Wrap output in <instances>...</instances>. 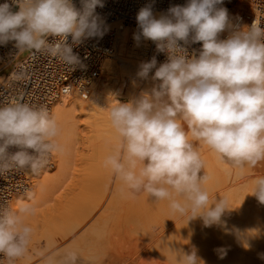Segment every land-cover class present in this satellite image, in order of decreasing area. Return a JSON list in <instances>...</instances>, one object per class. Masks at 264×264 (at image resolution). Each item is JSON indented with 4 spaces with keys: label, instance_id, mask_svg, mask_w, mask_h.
<instances>
[{
    "label": "clouds",
    "instance_id": "1",
    "mask_svg": "<svg viewBox=\"0 0 264 264\" xmlns=\"http://www.w3.org/2000/svg\"><path fill=\"white\" fill-rule=\"evenodd\" d=\"M222 2L189 0L159 18L151 5L139 10L140 31L134 40L153 41L168 59L159 67L155 56L142 62L137 76L147 80L155 69L151 79L159 83L110 109L118 143L103 161L130 195L144 191L158 201L168 200L174 212L190 210L192 218H202L205 226L220 221L226 201L210 203L202 188L207 180L201 175L203 161L189 132L235 167H255L264 160V28L254 20L247 31L219 39L229 26L227 9L217 7ZM80 4L78 9L72 0H5L0 4V45L14 42L18 51L45 53L70 67L83 66L73 47L103 37L96 8L104 3L80 0ZM49 36L58 39L49 42ZM180 42L202 43L198 56L189 57ZM58 134L56 119L44 107L23 102L0 106V172L15 166L37 173L59 150ZM11 148L17 150L10 152ZM250 195L264 204V177L256 179ZM33 212L28 205L16 212L0 209V254L10 262L27 252L32 228L24 217ZM76 259L75 253L67 257L69 264ZM180 260L201 262L195 251L183 252Z\"/></svg>",
    "mask_w": 264,
    "mask_h": 264
},
{
    "label": "rangeland",
    "instance_id": "2",
    "mask_svg": "<svg viewBox=\"0 0 264 264\" xmlns=\"http://www.w3.org/2000/svg\"><path fill=\"white\" fill-rule=\"evenodd\" d=\"M230 16L229 14V18ZM125 29L129 36L127 39L129 42L126 41L125 59L129 60L130 64L121 65L117 56L107 59L109 61L113 58L115 64L112 74L108 73L112 80L105 81L109 86L106 85L104 88L109 91L105 90V93L100 96L95 88L96 92L93 93L92 100H82L76 95L70 96V98L75 96V99L78 98L82 102H90L93 108H89L78 118V130L83 128V131H80V134L76 131L77 140L75 141L77 143L74 144L76 153L72 159L68 177L64 182L53 181L54 190L52 193L39 196L37 193L38 184L34 183L38 175H35L36 177L33 176L31 181V186L32 184L34 186L28 194L18 196L14 200V202L17 199L26 201L27 205L34 209V212L24 217V223L32 228L27 252L23 257L15 259L9 264H69L67 257L70 253H75L77 257L79 255L80 257L88 256L87 258L90 260L98 259L95 247L91 248L94 246L93 244L86 254L83 252L81 255L82 252L78 249V245L76 246L71 241L72 237L65 236L69 233L71 224L75 223L76 225H73L75 228L83 220L81 218L84 216L80 217L76 213L81 201L83 203L91 201L89 195L86 196L83 193L85 195L83 196L80 193L85 189L82 190L83 188L80 187L77 180L86 177V174L92 172V169L93 174L101 175L103 171L105 172L103 161L118 143L116 134L107 119L106 109L119 103L129 102L142 92L150 90L156 82L151 81L155 69L149 73V81L135 76L137 73H134L132 67L133 51H127L131 43L137 44L133 38L134 34L139 31L133 26H127ZM140 43L144 49V40L140 39ZM117 51L115 49L113 56L117 55L115 54ZM143 60L146 62L144 56ZM10 68L11 65L0 71V82ZM103 75L104 72L101 80H104ZM185 130L188 131L186 125ZM189 139L203 161L204 167L201 175L206 176L207 180L202 184V188L209 193L210 203L219 199L226 201L227 210L221 216L220 221L211 226H205L202 218H192L193 214L190 210L185 214L174 212L170 208L168 200L158 201L146 192L140 191L135 196L137 212L133 221H129V230H124L125 210L118 215L112 214V208H108L103 227L100 229L106 246L103 255L105 260L112 257L115 258V264L122 262L125 264H169L168 258L174 253L181 254L180 257H182L183 252L195 251L201 260L199 264H229V260L226 258L228 253L233 259H236L237 263L234 264H264V258H262L264 257V204L258 203L256 197L250 195L255 188L256 179L264 177V160L258 162L255 167L245 165L243 168H238L233 166L230 161L221 160L206 144L192 138L190 132ZM53 154V158H55V152ZM55 163V159H53V168L45 172L55 173L57 169V163ZM124 188L126 189L125 186ZM173 195L175 198V194ZM176 198H180L183 202L182 197ZM118 201L125 209L126 196H118ZM12 211L14 212L13 206ZM116 228L119 230L115 231ZM94 234L96 235V233H93V238ZM63 235L64 238H61ZM231 252H233L232 255ZM222 254H224V258H221Z\"/></svg>",
    "mask_w": 264,
    "mask_h": 264
},
{
    "label": "built area",
    "instance_id": "3",
    "mask_svg": "<svg viewBox=\"0 0 264 264\" xmlns=\"http://www.w3.org/2000/svg\"><path fill=\"white\" fill-rule=\"evenodd\" d=\"M5 0H0L3 4ZM12 3V0H8ZM79 9L80 0H72ZM189 0H103L104 7H97L103 21L105 34L102 38H90L79 46H74L82 65L70 67L59 59L45 53L34 51H18L14 42L0 45V71L11 65L10 70L0 82V106L9 103L23 102L33 107H44L51 114L52 108L63 98L76 95L82 100L90 98L94 85L102 78L104 60L113 56L115 43L124 28L133 26L140 31L136 16L139 10L151 5L153 15L157 12L167 13L175 5L184 6ZM217 7L226 8L230 12L229 26L219 34V39H227L234 31H247L254 20L264 28V0H223ZM18 11V6H14ZM139 33V32H138ZM49 42L56 37L49 36ZM144 40V57L150 61L154 56L157 67L168 59L166 52H158L156 44ZM71 43V37L68 38ZM189 57L198 56L202 43L184 45ZM22 55V56H21ZM159 81L155 82V85ZM17 149L11 148L10 152ZM53 168V153L37 173L30 168L11 167L0 172V209L12 210L13 200L29 190L32 177ZM10 261L0 254V264Z\"/></svg>",
    "mask_w": 264,
    "mask_h": 264
},
{
    "label": "bare ground",
    "instance_id": "4",
    "mask_svg": "<svg viewBox=\"0 0 264 264\" xmlns=\"http://www.w3.org/2000/svg\"><path fill=\"white\" fill-rule=\"evenodd\" d=\"M227 12H228V16H229L230 12L229 11H227ZM166 14L167 13L157 12L154 14V16L156 18H159L161 15H166ZM132 34H134V33H132ZM128 37H129L128 31H127V29L124 28V30L122 31L121 35L117 38V41L115 43V49H117L118 51L115 53L117 55L112 56V57L114 58L117 56V59H119V62L121 65L129 63V60L127 61V59H125L126 58L125 53L127 50L126 41H127ZM132 41H134V40H132ZM127 42H129V41H127ZM135 44L136 43H134V42L131 43V46L128 48L127 52H129V50H130V52L133 51L132 57H133L134 61H132V64H133L132 67L134 68V73H137L139 70L140 64L142 62H144V60H143L144 52H143V48L141 46V43L139 45H137V44L135 45ZM127 46H129V45H127ZM143 47H144V45H143ZM127 54H130V53H127ZM112 59H109V61L106 59L107 60V62L105 63L106 66L104 65V62L106 60H104L103 65H102V71L104 72V75H103L104 80L98 81L96 83V85H94L93 92H92L89 100L93 99V97H94L93 93L96 92L95 88H97V93L98 94L100 93V96H101V94L103 95L105 93V90L109 91L108 89H106L104 87L106 85H108V84H106L105 81H109V79L112 78L111 76H109V74L111 72H113L114 68H115V64L113 63ZM135 76H137V75H135ZM110 80H112V79H110ZM151 81H153V80H151ZM75 98H76L75 96L73 98L72 97L71 98L70 97L63 98L52 108L50 116H52L56 119L57 124L59 126V134L55 138V142L59 146V150L55 152V158H53V159H55V162L57 163V165H56L57 169H56L55 173L54 172L52 173L50 171L49 172L44 171L42 173L36 174V176L37 175L38 176L37 177L35 176L36 178H35L34 183L38 184L37 185L38 186L37 193L39 194V196L43 195L45 193H49V192L52 193V190H54V187L52 186V182L53 181L57 182L60 180L62 182H64L69 175V169L71 167L72 159L74 158L75 153H76L75 145H74L76 142L75 140H77L75 137L76 131L79 132V134L83 131V128L78 130L79 129L78 124H77L78 118L82 114L86 113V111L89 108L90 109L93 108V106H91L90 102H82L78 98L77 99H75ZM102 99H104V98H102ZM111 108L112 107L110 106V108L106 109V115L108 117L107 119L109 122H110V120H109L108 114H109V111ZM53 156H54V154H53ZM100 169H101V167H100ZM105 169H106L105 172L101 171L103 173V175H102V173H101V175L100 174L99 175L93 174L94 172L92 169V172H89L88 175L86 174V177H81L79 180H77L80 187L83 188L82 190L85 189L84 192H80V193H82L83 196H85L84 194H86V196L89 195L91 197V199H89L90 197H85V198H88L91 201H90V203L89 202L83 203L81 201V203L79 205V209L77 210L76 213L78 215H80V217L84 216L83 218H81L83 220L80 222V225L77 224L78 226L75 228L73 226L75 223L73 225L71 224V226L68 230L70 234L69 233L65 234V236L67 235V237H72L71 241L73 243H75L76 246L78 245V247H79L78 249H80V251L82 252L81 255H83V252L86 254L87 250L89 251L91 244H93L94 246L91 248L93 249L95 247V250H96L95 252L98 254V256H97L98 259L96 258V260H90L89 258H87L88 257L87 255H85L87 257H84V256L80 257V255H79L80 258L77 257L75 264H115V258L111 257L108 260H105L103 258L106 246L104 244L103 236L101 235L102 232L100 233V229H101V227H103L104 218L108 213L107 210H108V208L111 207L112 208L111 213L112 214H118V215L122 214L123 211L125 210L126 216L124 219L125 220L124 230L130 229V222L129 221H133L135 213L137 212V210H136V199H135L136 193L130 195L129 190L127 188L126 189L124 188V185L122 184V182L119 179H117L110 172L109 169H107V168H105ZM97 171H99V169H97ZM77 174H78V172H77ZM33 186H34L33 184H32V186L30 184L29 190L23 196H26L28 194V192L31 190V188H33ZM232 186H233V184H232ZM120 195L126 196L127 205H126L125 209L120 204L121 202L118 201V196H120ZM46 197H47V195H46ZM14 200L12 203L14 212L18 211L22 206L27 205L26 201H24V200H18L17 199L16 202H14ZM77 218H79V217H77ZM126 221H127V223H126ZM76 223H77V221H76ZM71 229L73 230L72 232H71ZM118 230L119 229H117L115 231H118ZM94 232L96 233V235L94 234L95 237L93 238ZM91 233H92V235H91ZM157 234H159V233H157ZM167 234H168V232H167ZM164 236H166V235H164ZM61 238H64V235ZM61 238H60V240H61ZM80 251H79V253H80ZM232 253L233 252H231V255H232ZM180 255L181 254H178V253H176V254L174 253L173 255H171V257L168 258L169 264H180L181 263ZM227 255H226V258L229 260V264L237 263L236 259H233L229 253ZM223 256H224V254H223ZM163 257L165 258L164 255H163ZM240 258H241V256H240ZM120 264H125V263L122 262ZM241 264H243V263H241Z\"/></svg>",
    "mask_w": 264,
    "mask_h": 264
}]
</instances>
